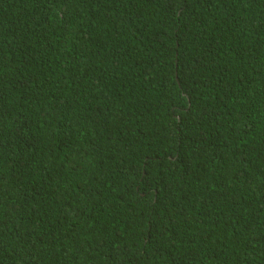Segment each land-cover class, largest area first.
Here are the masks:
<instances>
[{
	"label": "trees",
	"instance_id": "1",
	"mask_svg": "<svg viewBox=\"0 0 264 264\" xmlns=\"http://www.w3.org/2000/svg\"><path fill=\"white\" fill-rule=\"evenodd\" d=\"M0 264H264V0H0Z\"/></svg>",
	"mask_w": 264,
	"mask_h": 264
}]
</instances>
